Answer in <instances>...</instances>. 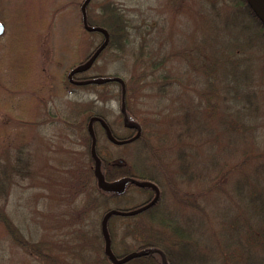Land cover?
<instances>
[{"label": "trees", "instance_id": "16d2710c", "mask_svg": "<svg viewBox=\"0 0 264 264\" xmlns=\"http://www.w3.org/2000/svg\"><path fill=\"white\" fill-rule=\"evenodd\" d=\"M91 1L89 0L86 5L87 23L101 26L108 32V41L97 57L108 50H111L112 55L118 59L121 55L119 53L124 52V50L131 52L134 45H132L130 28L135 25L132 19L114 0L99 2V10L94 13V16H91L88 7ZM168 1L173 3L174 10H179L185 6L199 21L204 20L207 25L205 30H202L200 35L197 34L191 38L187 47L183 46L162 57L152 54L148 48L149 45L145 47L141 46L143 44H139L138 52L133 51L132 57H134L135 63L141 64L142 70L132 73L128 80L119 74L105 75L119 76L123 79L127 117L141 127L139 136L128 144L143 143L146 147V154L156 163L157 169L155 171H158V175L161 176L160 180L154 171V173L147 174L135 172L137 178L155 182L160 192L153 206L138 213L141 215L147 212L148 219H140L134 224L135 231L143 229L147 238L138 248L148 247L151 250L121 264H162L161 255L155 249H161L164 252L168 264H264V137L252 136L255 139L262 138L260 141L251 139L255 142L253 144L249 139L251 137L243 138L246 139V146L243 149L239 148L237 141L241 135L250 136L248 133L256 131L257 127L264 128L262 124L264 123V25L254 15L245 0H189L191 2L189 5L185 2L187 0ZM194 3H197L196 7L193 6ZM11 4L9 9V12L12 13L11 17L0 16V20L5 26L3 34L0 35V40L7 36L5 46L0 52V67L5 65L14 73L13 84L7 87L9 91L23 89V86L28 88L31 84L36 66L34 55L37 50L38 39L47 26L46 16L40 15L35 7L26 8L27 5L24 4L25 6H23V3L13 4L11 2ZM3 6L6 5H2V8ZM1 11L5 12L4 9ZM62 12L63 8L62 10L61 8L56 9V13L62 14ZM79 22L82 25L81 11ZM94 32L101 35V42L102 33ZM173 56L182 58L185 63L188 62L192 67V72L195 73L196 71V77L204 85L199 84L197 87L195 83L198 82L195 80L194 85L192 79L187 77L186 70L172 73L168 62ZM75 64H77L76 60L60 73L57 87L59 92L66 90L65 85L70 81L65 74L67 75L69 68ZM113 82L118 83L120 87L119 82ZM145 83L155 85L156 93L159 96L164 90L170 89L172 91L173 87H177V89L179 87L178 90L183 89L187 94L188 102L186 105L178 104V106L185 108L178 112L179 115L175 119H181L185 125L190 127L187 128V131L190 132L187 137L181 138L180 136L175 139L169 134L157 135L154 132L159 142L168 138L171 147L178 150L177 152L174 151V155H172L178 162L175 173L164 158L170 156V153L166 152L167 148L164 147L166 151L163 150L162 155L157 154L156 149H162L163 146L153 143L150 139L152 130H155V126L151 127L153 118L149 115L138 116L129 112L130 101L139 90L136 88L139 87L143 90ZM79 86L85 87V85ZM20 97L18 98L20 102L17 105L26 111L22 106L24 101L22 102ZM23 98L25 99V96ZM12 100L6 99L5 106L2 108L12 110L13 107L10 106ZM177 101L180 103L179 100ZM92 105L90 103L78 104L77 108L74 109L75 111L70 113L71 120L69 117L65 120L64 117L67 115L64 114L66 112L64 109L59 118V120L62 119L63 124L67 125L66 131L68 132L66 133L77 132V138L74 137L77 140L76 143L79 144L80 142L86 145L88 149L91 138L86 121L93 114L103 116L98 111H94ZM21 113L22 111L20 113L14 112L18 124L14 134L15 138L12 141L13 152L11 151V153L14 155L12 162L9 150L3 142L5 140L8 142L9 130L4 125H0V194L4 199L2 200L3 203L0 202V222L24 251L34 255L43 264H68L63 257L51 250V245H46L44 242L37 243L25 237L9 219L5 210L4 201L8 197L11 182H13V174L23 176L24 173L28 172L29 166L27 164L30 163L28 154H24L23 148L27 141L25 125L33 122L21 120ZM82 114L84 118L79 121L78 116ZM193 115H195L194 118H192ZM73 116L75 117L73 118ZM19 122L23 125L20 126ZM209 123L217 124L218 127H209ZM108 124L110 126L109 122ZM112 131L115 134L113 129ZM225 137L231 141H223ZM206 141L221 145L219 155L222 156H219L218 159L214 158L213 163H211L214 169L208 170V172L214 170L216 173L215 175H208L207 182L202 188L181 191L180 185L177 184L178 179L191 182L192 176L193 179L195 178V170L191 167L194 154L186 153L187 149L192 148L188 150L194 152L193 150L197 149L195 145L203 147ZM225 144H228L229 147L226 148ZM215 145L207 148L208 155H210V149L217 147ZM230 150L235 155L239 154L232 166L227 164V159H222L227 154L226 151ZM208 155L206 154V156ZM108 160L106 158L102 163L106 179H114L134 173L129 165L112 164ZM92 163L93 160L89 152V166L85 169L78 166L73 171V181L70 183L71 187H74L73 197L79 196L86 189H89V194H91L90 191L96 192L93 197L91 196L93 202H89L82 210L95 207L96 201L99 202L102 197L117 195L120 192L104 193L98 189ZM243 166H247L249 170L244 172ZM236 172L239 175L232 177L231 173ZM163 184L166 186L171 199L190 210L191 214L188 213L184 220L178 221L168 211L160 208L164 199L161 187ZM130 187L152 193V189L149 187L128 184L127 188ZM211 193L212 196L220 193L229 200L231 206L234 205L237 208V212L233 214H231L233 211L228 214L222 211V216L218 217L220 235L210 219L209 214L214 211L208 207L206 202V196ZM218 212L215 213L218 214ZM77 215L78 213L72 219H68L67 222L76 223L79 220ZM195 216L196 222L197 216H200V221L197 223H195ZM110 228L109 219V231ZM101 239L103 241L102 234ZM94 241L95 239L92 238L93 244ZM206 241L208 243L205 244ZM102 244L104 248V243ZM103 248L101 247L102 258L93 259L92 264H97V261L106 262V260L109 264H113L105 255Z\"/></svg>", "mask_w": 264, "mask_h": 264}, {"label": "rangeland", "instance_id": "374dc122", "mask_svg": "<svg viewBox=\"0 0 264 264\" xmlns=\"http://www.w3.org/2000/svg\"><path fill=\"white\" fill-rule=\"evenodd\" d=\"M101 1L92 0L89 3L91 16H94V13L99 10L98 5ZM114 1L124 9L135 24L133 28H130L132 45H134L132 51L124 50V52L119 53L121 55L118 59L112 55L111 50H108L97 57L88 70L77 74L78 76L119 74L128 80L132 73L142 70L141 64L135 63L134 57H132L133 51L138 52L139 44H143L141 46L145 47L149 45L148 48L152 54L162 57L173 50L183 46L187 47L191 38L197 34L200 35L202 30L207 27L204 20L199 21L187 7L182 6L181 9L174 10L173 3L168 0ZM11 2L13 4L23 3V6L27 5L26 8L35 7L40 15L46 16L47 26L38 39L37 50L34 55L36 63L32 78L34 83L31 82L28 88L23 86V89L9 91L7 87L13 84L14 73L5 65L0 67V125H4L9 130L8 142L6 140L3 142L9 150L11 162L14 158L11 153L12 141L15 138L14 134L18 124L14 112L20 113L22 111L20 119L33 122L25 125L27 141L23 148L24 154L27 153L30 160V163L27 164L29 169L23 176L13 174V182H11L8 197L4 201L5 210L9 219L25 237L37 243L44 242L46 245H51V250L63 257L68 264H92L93 259L102 258L103 241L100 233L102 214L110 208L127 209L138 205L150 192L130 187L117 195L102 197L99 202L96 201L95 207L82 210L89 202L91 203L96 192L90 191L91 194H89V189H86L79 196L76 193L77 196L73 197L74 187H71L70 183L73 181V171L78 166L84 169L89 166V149L80 142L79 144L76 143L77 132L66 133L68 132L66 131L67 125L63 124L62 119L59 120V118L64 109L66 110L64 114L67 115L64 118L67 120L68 117H71V111H75L74 109L77 108L78 104L90 103L93 104L94 111L101 113L105 120L110 123L117 136H127L130 129L124 126L120 112V87L118 83L113 81L103 84H89L85 87L67 82L66 90L59 92L57 89L60 73L66 67L68 68L73 61L76 60L79 63L85 60L101 40L99 33L85 31L79 22V8L82 0H0V16L11 17L12 13L9 12L12 6ZM185 2L188 5L191 3L189 0ZM4 4L6 6L2 8ZM193 6L196 7L197 3H194ZM57 8H61V10L63 8L62 14L56 13ZM1 9H4L5 12H2ZM216 32L219 34L218 31ZM6 40L7 36L0 40V52L5 46ZM168 64L172 73L186 70L187 77L192 79L193 84L195 80L198 82L195 83L197 87L199 84L204 85L196 77V71L195 73L192 72L190 64L185 63L182 58L173 56ZM197 73L200 72L197 71ZM65 76L67 75L65 74ZM136 89L139 90L130 101L129 112L133 115H149L153 118L151 127L155 126V130H152L150 139L153 143L163 146L162 149H156L157 154L162 155L163 150H165L164 147L167 148L165 151L170 153V156L164 158L175 173L178 162L172 155H174V151L177 152L178 150L171 147L168 138L159 142L156 134L166 133L175 139L180 136L181 138L187 137L190 133L187 128L190 127L185 125L181 119L175 120L179 115L178 112L185 108L178 106V104L186 105L188 102L187 94L183 89L178 90L179 87L178 89L173 87L172 91L170 89L164 90L159 96L156 93L155 85L152 86L149 83H145L143 90L139 87ZM19 97L22 102L24 101L22 106L26 111L18 107ZM6 99H13L11 104L9 103L13 107L12 110L2 108L5 106ZM82 118H84L83 114L78 116L79 121ZM19 124L20 126L23 125L21 122ZM209 124V127H218L217 124ZM262 124L264 125V123ZM94 130L97 139L96 151L99 156L109 159L108 161L112 164L117 162L121 156L124 164L129 165L134 173L147 174L154 171L155 173H153L160 179L161 176L158 175V171H155L157 169L156 163L146 154V147L143 143L114 144L107 140L98 123H94ZM248 135L250 136L241 135L237 138L240 149L246 146V139L243 138L251 137L249 139L253 144L255 142L251 139L254 140L255 138L252 136L264 137V128L257 127L256 131H250ZM261 139L255 140L260 141ZM225 140L231 141L226 137L223 141ZM212 143V141H206L203 147L195 145L197 149L193 150L194 152L188 150L192 148L187 149L186 153L194 154L191 167L195 170V178L193 179L192 176L191 182L178 179L177 184L180 185L181 191L202 188L207 182L208 175H215L214 170L209 172L208 170L214 169L211 166L214 158L218 159L222 155H219L221 145ZM228 144H225L226 148L229 147ZM213 145L218 148L210 149L209 152H211L208 155L206 150ZM226 152L227 154L222 159H227V164L232 166L239 154L235 155L232 150ZM216 155L217 157H215ZM242 170L245 172L249 168L243 166ZM238 175V172L231 173L232 177ZM161 187L164 194V199L160 205L162 210L168 211L178 221L184 220L188 213L191 214L188 207L180 206L169 197V192L164 184ZM212 193L206 196V202L208 207L214 211L210 212L209 215L212 225L215 229L217 228L220 235L218 217L222 216V211L225 214L233 211L231 213L233 214L237 212V208L234 205L231 206L229 200L220 193L215 194L216 196H212ZM70 195L72 196L69 197ZM2 200L4 199L0 194V202ZM76 213H78L79 220L74 224L68 223L67 220L72 219ZM148 217L147 212L141 215L114 214L110 217L111 248L116 255L121 256L135 250L147 240L143 229L135 231L134 224L140 219L147 220ZM199 221L200 216H197V222ZM197 222L195 216V223ZM148 223L151 222L148 221ZM155 226L157 227V225ZM92 238L95 239L94 244L91 242ZM199 239L201 241V235ZM106 262L97 261V264H109L107 260ZM0 264L43 263L31 253L24 251L0 222Z\"/></svg>", "mask_w": 264, "mask_h": 264}, {"label": "water", "instance_id": "95a60500", "mask_svg": "<svg viewBox=\"0 0 264 264\" xmlns=\"http://www.w3.org/2000/svg\"><path fill=\"white\" fill-rule=\"evenodd\" d=\"M88 1L89 0H83L82 4L80 6L83 26L88 31H99V32H101L103 35V40L98 44V46H96V48L91 52V54L83 62L77 64L76 66H74L69 71L68 77L74 83H77V84H86V83L102 84V83L109 82V81H118L121 84L122 103H121L120 110H121L122 114L124 115V125L129 126V127H134L137 130V132L130 138H124V139L117 138L116 136L113 135L110 127L108 126L106 120L103 117H101L99 115H91L88 118L87 130H88L89 135L91 137L90 154H91L92 158L94 159L93 172H94V175L96 177L97 185H98V187H100L101 189H104L106 191H120V190L124 189L126 183H132V184L139 186V187H150L154 190V195L148 202H146L140 206H137L134 208H129V209H119V208L108 209L103 214V216L101 218L100 225H101V233H102V236L104 239V253L108 257L110 262H112L113 264H121V263H124V262L134 258V257L146 254L148 251L151 250V248H149V249L139 248V249L129 251V252H127L121 256H117L111 248V240H110V235H109L108 226H107L108 219L113 214L132 215V214L138 213V212L146 209L147 207L151 206L152 204H154L156 202L157 198L159 197V188L154 182H152L150 180H139L133 176H123V177H120V178H117L114 180H106L102 171H101L100 158L97 155L96 150H95L96 137H95V133H94V129H93V122L98 121L101 124V126L103 127L107 138L111 142L116 143V144H120V143L129 141V140L137 137L140 133V126H139V124H137L135 122H130L128 120V117L126 116V109H125V105L123 102L125 87H124L123 79L121 77H119V76H99V75L95 76L94 75V76H91L89 78L82 79V80H73L72 79V75L74 73L86 70L91 66V64L93 63V61L97 57V55L104 48V46L106 45V43L108 41V32L105 28H103L101 26H97V25H90L87 23L86 5H87ZM245 1H246L247 5L250 7V9L252 10V12L254 13V15L264 25V0H245ZM4 30H5L4 23L0 20V35L4 32ZM155 250L160 253L162 264H168V262L165 258L164 252L161 249H155Z\"/></svg>", "mask_w": 264, "mask_h": 264}, {"label": "flooded vegetation", "instance_id": "af4514ba", "mask_svg": "<svg viewBox=\"0 0 264 264\" xmlns=\"http://www.w3.org/2000/svg\"><path fill=\"white\" fill-rule=\"evenodd\" d=\"M71 69V68H70ZM70 69L68 70V72L70 71ZM68 72H67V77H68ZM84 76H78L77 75V73H74L73 75H72V78H74V79H80V78H83ZM69 79V81H71V79L70 78H68ZM72 83V82H71ZM127 128L128 129H130V132H129V136H127V138H130V137H132L136 132H137V130H136V128H134V127H129V126H127ZM117 136V135H116ZM119 137V136H118ZM131 140H133V139H131ZM131 140H129V141H131ZM126 142H128V141H126ZM126 142H123V143H120V144H124V143H126ZM116 144V143H115ZM99 155V154H98ZM99 157H101V171H102V173L104 174L105 172H104V168H103V165H102V163H103V161H104V158H103V156H99ZM118 161L117 162H115V163H121V164H124V161H123V158H121V156H119V158L117 159ZM111 163V162H110ZM114 163V162H113ZM114 163V164H115ZM105 176V175H104ZM123 176H133V177H137V175L135 174V173H132V174H130V175H123ZM123 176H121V177H123ZM128 184H130V183H126V185H125V187H124V189H123V191L124 190H126L127 189V185ZM100 191H102V192H104V193H106L107 191H105V190H102V189H100V188H98ZM109 193H111V192H109ZM153 195H154V191H152V193H149L148 194V196L140 203V204H143V203H146L148 200H150L152 197H153ZM140 204H138V205H140ZM153 206V205H152ZM151 207V206H150ZM150 207H148V208H150ZM147 208V209H148Z\"/></svg>", "mask_w": 264, "mask_h": 264}, {"label": "bare ground", "instance_id": "6f19581e", "mask_svg": "<svg viewBox=\"0 0 264 264\" xmlns=\"http://www.w3.org/2000/svg\"><path fill=\"white\" fill-rule=\"evenodd\" d=\"M82 61H80L79 63H81ZM79 63H77V64H79Z\"/></svg>", "mask_w": 264, "mask_h": 264}]
</instances>
